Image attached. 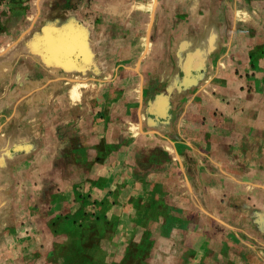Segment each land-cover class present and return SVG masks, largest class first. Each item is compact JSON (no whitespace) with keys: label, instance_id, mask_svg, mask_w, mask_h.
<instances>
[{"label":"rangeland","instance_id":"rangeland-1","mask_svg":"<svg viewBox=\"0 0 264 264\" xmlns=\"http://www.w3.org/2000/svg\"><path fill=\"white\" fill-rule=\"evenodd\" d=\"M207 26L240 52L242 90L264 92V0H0V264H99L119 247L96 242L86 223L102 207L139 219L151 241L184 238L201 195L184 193L178 150L174 161L164 148L133 147L124 165L120 141L122 130L125 146L135 141L143 107L167 125L184 109L200 84ZM169 133L184 143V129L159 138ZM204 159L193 158L194 178ZM127 170L141 184L129 196L111 177ZM147 245L145 263L165 260Z\"/></svg>","mask_w":264,"mask_h":264},{"label":"crops","instance_id":"crops-1","mask_svg":"<svg viewBox=\"0 0 264 264\" xmlns=\"http://www.w3.org/2000/svg\"><path fill=\"white\" fill-rule=\"evenodd\" d=\"M209 28L200 84H195L198 88H192L190 94H186L184 109L167 125L169 123L162 120L157 108L153 107V111L151 107H143L144 118L139 117L135 141L127 139L125 146L128 134L121 132L119 156L120 163L125 165L129 164L133 147L137 151L148 150L153 154L151 156L164 148L175 161L178 150L189 187L184 193L201 195L197 208L200 217L198 215L199 219L190 224L181 240L159 235L151 241L140 236L139 219L114 218L112 208L107 211L100 205L102 208L96 209L100 215L93 213L97 217L86 220L92 237L98 243L119 247L116 252L113 247L111 252L104 250L105 257L99 264H147L142 252L148 248V243L152 244L153 254L164 256L161 251L168 252L160 264L264 263V250H247L245 247L253 242L264 245V92L242 90L241 80L235 75L241 64L240 52L235 53L231 46L225 50L231 40L226 41V33L221 27L210 31ZM57 93L61 95L59 91ZM49 127L46 123V131L50 133ZM182 129V144L172 133L167 140L159 138L160 130L179 132ZM108 137L107 130L105 138L111 143ZM11 150L9 148V154ZM197 152L205 161L207 157V162L199 168L200 175L195 179L193 173L197 169L193 158ZM111 177L124 180L123 195L141 191L140 183L130 182L128 170L119 177ZM172 189L170 193L180 192L176 185ZM122 200L127 198L122 197ZM189 206L194 207L191 201Z\"/></svg>","mask_w":264,"mask_h":264}]
</instances>
